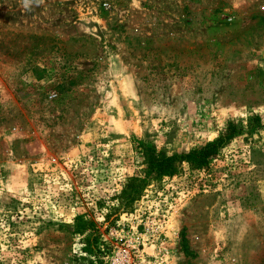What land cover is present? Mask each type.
<instances>
[{"label":"rangeland","instance_id":"374dc122","mask_svg":"<svg viewBox=\"0 0 264 264\" xmlns=\"http://www.w3.org/2000/svg\"><path fill=\"white\" fill-rule=\"evenodd\" d=\"M148 215L168 264H264V0H0V264H105Z\"/></svg>","mask_w":264,"mask_h":264},{"label":"trees","instance_id":"16d2710c","mask_svg":"<svg viewBox=\"0 0 264 264\" xmlns=\"http://www.w3.org/2000/svg\"><path fill=\"white\" fill-rule=\"evenodd\" d=\"M238 130L234 124H229L226 130L221 136L206 145L191 150L186 154L176 155H158L154 151H149L145 155V170L144 178L138 180L137 177H132L126 183L124 189L121 192L120 198L124 199L129 204L133 203L142 190V184L149 179L158 180L166 176L175 175L182 163H187L191 169L199 170L209 164V162L217 155L219 149L234 138ZM141 183L138 184L137 183ZM76 226L79 234H83L86 231V227L89 223H83L81 217L76 218ZM68 227V226H67ZM82 252L88 255H93V247L90 246L89 239L84 242Z\"/></svg>","mask_w":264,"mask_h":264},{"label":"built area","instance_id":"2783aa9c","mask_svg":"<svg viewBox=\"0 0 264 264\" xmlns=\"http://www.w3.org/2000/svg\"><path fill=\"white\" fill-rule=\"evenodd\" d=\"M53 98L55 95L50 96V99ZM162 217L161 220L148 215L145 221L140 220L136 226H131L126 238L116 239L105 264H168L170 250L163 238L168 237L171 220L167 216ZM118 223L111 235L123 232L124 229L119 230ZM139 227H142L141 231H138Z\"/></svg>","mask_w":264,"mask_h":264}]
</instances>
